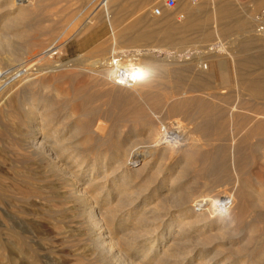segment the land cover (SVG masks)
<instances>
[{"label": "rangeland", "instance_id": "rangeland-1", "mask_svg": "<svg viewBox=\"0 0 264 264\" xmlns=\"http://www.w3.org/2000/svg\"><path fill=\"white\" fill-rule=\"evenodd\" d=\"M30 1L34 4L31 7L32 15L18 26L23 28L25 34L11 41L13 48L10 45L0 46V264H124L129 260L133 264H156L155 258H144L142 249L150 246L162 251L167 247L166 240L172 222L169 215H174L179 206L189 204L194 197L203 193L205 183L213 188L209 192L219 200L216 208L219 212L224 211L228 220L216 224L191 213L188 219L193 222V227L188 230L181 249L191 253L186 256L189 260L183 264H264V134L245 138L240 154L239 181L231 162L234 153L231 129L234 125L237 122L243 124L244 121L245 132L254 122L264 121V96H250L249 92L259 89L245 85L247 79L264 78V65L253 69L244 63L252 59L264 61V42H254L248 32L239 28L236 30V27L222 31L227 24L219 13V20L213 19L215 9L227 3L235 6V17L247 19L251 13L254 19L262 18L264 5H257L255 0H178L175 8H166V17L176 20L175 23L180 25L182 21L177 20H184L181 16L186 13L182 7L190 6L197 20L207 21L203 28L212 33L218 32L219 35L206 43L200 40V29L194 31L186 28L184 32L175 34L188 39L187 46L182 50L191 52L193 57L183 64H165L163 78L156 86L149 88L164 103L158 105L147 118L119 122L117 128L108 125L107 132L100 137L85 132L73 134L86 121L74 114V101L67 102L61 90L54 93L53 113L57 120H62L58 122H61V132L64 131L63 145L73 150V154L79 155L81 160L72 164V170L82 166L81 170L89 171L94 163L103 161L104 170L100 176L95 173L92 178H102L104 192L108 194L112 206L117 204L119 196L130 203L131 198L125 197L124 192L133 193L131 207L135 208L130 210L133 212L131 221L126 225L116 222L113 228L118 232L113 235L115 241L122 243L125 239L137 238L142 233L139 231L147 229V223L152 221L140 222L141 214L160 204L164 205V209L159 211L164 213L163 219L156 226H150L154 230L148 234L149 237L138 238L139 249L125 250V246H118V250L124 248L123 257H116L115 260H118L115 261L93 244L87 232L88 222L79 214L80 203L68 194V180L60 174L50 173L46 163L30 154L26 144L27 134L32 127L28 106L24 105L23 92L20 93L16 88L10 91L12 76L23 74L31 79H39V73L49 71L47 62L63 65L52 74L46 73V80L50 83L54 81L55 75L61 77L57 88L67 90L70 95L76 85L91 90L93 86L89 84L91 76L87 67L95 60L111 56V25L105 19L100 22L97 16L99 0H95L91 6L89 4L93 0ZM163 1L153 0L144 5L150 12L144 17L152 18L153 9ZM2 2L0 0V34L9 29L5 19L9 11L1 6ZM126 2L133 7L135 3L138 4V1ZM138 14L133 11L130 15H120L119 21L125 27L138 18ZM91 19H94V26L91 25ZM85 22H89L88 30L68 40L61 48L50 49L60 33L70 28V32H76ZM158 35L164 34L160 32ZM144 43L136 42L126 48L118 43L117 46L113 45V49L118 46L128 48V51L150 49ZM156 43L155 40L149 44ZM221 48L225 50L220 51ZM165 52L174 55L173 50ZM12 54L19 58L17 62H10ZM15 68L24 69L13 70ZM178 73L183 75L182 78L177 77ZM106 86L99 85L95 89L112 87ZM25 92L30 96L34 94L37 105L41 106L40 96L46 93L45 89L37 85ZM194 99H199L203 105L198 106L197 102H193ZM182 100L189 102L187 113L171 112L168 104L172 101L180 103ZM118 109L117 112L120 111ZM179 121L186 136L194 135L200 139V147L185 153L176 152L172 156L165 149H160L151 163H139L140 171L130 178L129 184L121 185L122 164L128 163L135 152H146L150 141L155 143L158 139L162 125ZM148 122L156 128L152 140L147 134ZM70 128H73L72 131ZM243 132L238 134L236 140L244 135ZM167 138L174 140V137ZM68 159L69 156L65 155L64 160ZM230 195H233V200H229V206L219 198ZM159 251L156 255H159ZM169 263L182 264L173 260Z\"/></svg>", "mask_w": 264, "mask_h": 264}, {"label": "bare ground", "instance_id": "bare-ground-1", "mask_svg": "<svg viewBox=\"0 0 264 264\" xmlns=\"http://www.w3.org/2000/svg\"><path fill=\"white\" fill-rule=\"evenodd\" d=\"M2 1L3 2L1 6L9 11L8 16L5 19L7 20L6 24L10 30L7 29L4 34H0V46L10 45V48H13L11 41L25 34L23 33L25 32L23 28H19L18 26L32 15L31 7L34 4L31 3L30 0H19L18 2L16 0ZM93 1L94 2H91L89 4L90 6L92 4H95V0ZM118 1L120 0H99L96 6L98 10L97 16L100 22L105 19L111 25V39L113 45L117 46L121 44L123 48H126V46H132L133 44H136V42L138 43L140 41H144L146 42L144 44L150 46V49H140L142 51H137V49H135V51H128V48L123 49L122 47L119 48V46L117 47L118 49H113L112 45L110 57H103L101 59L95 60L94 62H92V65H89L87 67V71L91 76V83L89 82V84L93 86V90L91 89L87 91L83 88V86L76 87L77 85H74L75 88H72L73 94L70 95L71 93H69L67 90L57 88L56 86L58 81L62 80L61 77H56L55 75V78L53 77L54 81L52 83H50L51 81L46 80L48 78H46V76H48L46 75V73H54L55 71H57L56 68H61L63 66L62 64L56 65L55 63L47 62V64L49 65V71H47L46 73H39V79H31L32 77L30 78L27 76H23L22 73V75H18L15 77L12 76L10 78V91L16 88L19 89L20 93L23 92L24 105L25 107L28 106L27 109L30 115L32 127L29 131V134H27V141L25 140L27 149L30 150L29 152L31 155H33L35 158L40 159L42 163L44 162L47 164L50 173L58 175L60 174L68 180V194L80 203L81 208L79 214L85 219L86 222H88L87 232L90 238L93 240V244L95 243L96 248H98L100 252L105 253V255H108V257L113 260H115L116 257H123L122 251L124 250V248L121 251L117 249L118 246H125V250L139 249L138 244L140 243L138 240L141 239V237H149L148 234L152 233V231L154 230L151 229L150 226H156L158 221H160V219H163L162 216L164 215V213H161L159 211L164 209V205L160 204L153 210L143 212L142 214L140 213V222L143 221L147 223L149 220L152 221L150 223H147V229L142 228L139 231V233H142L137 238L133 240L125 239V241H123L122 243H118L115 241L113 235L114 233L118 232L116 228L114 230L113 228L116 222L120 221L119 223H121L122 225H126L131 221V215L133 214V212H130V210L135 208L131 207V205H133V193H128V191L124 192L126 194L125 197L128 196V198H131L132 201L130 203L123 201L125 200L124 198H119L120 196H117L118 202L117 204H115V206H112L111 201H108V194L104 192V187L101 181L102 178H92L95 173L100 176L101 172L104 170L105 163H103V161L94 163L92 167H90L91 173H88L90 170H81L82 166L80 167V169L78 168L75 171L72 170V166L76 162L81 160H79L78 158L79 155L75 156V154H73L72 152L73 150L70 151L63 145L62 134L64 131L61 132L62 130H60L62 120H57L56 115L53 113L54 107L52 101L55 98L54 93L61 90V93L65 97L64 99H66L67 102L74 101L76 103L74 114L76 113L81 117V119L83 118V120L86 121L83 126L80 127L81 129H75L73 131V134L85 132V134H94L98 135V137L104 136V133L107 132L106 129H108L109 126L112 128H117L119 122H135L137 120H140L141 118H147L148 116H150V114L154 113V110L156 107H158V105H162L164 103V101L160 97H158L157 93L155 94L154 92L149 91V88L156 86L157 82H159V80L163 78L162 72L165 69L166 63H175L174 65H176V63L183 64L185 61L190 60L193 57L191 52L185 53V51L182 50V48L187 44L188 39L184 35H175L178 31L184 32L183 30H185L186 28L187 30L190 29L194 31H199L200 29V40H202V42L206 41V43L207 41L209 43L215 35H219L218 32L212 33L205 27L203 28V25H205L207 21L197 20L198 18H195V11L193 9L191 10L190 6L182 7V9L186 13L185 15L181 16V18H184V20H180L177 18V21H182V24L180 25L178 23H175L176 20L172 18L166 19L162 15L161 17L154 16L153 19L149 21H141L142 17H138L129 22L125 27H123L122 23H120L119 21L120 15L117 14ZM255 1L257 5H264V0ZM235 10L236 9L234 5L227 3L224 7L221 6L215 9V17L213 19H218L219 13V15L222 17V20L225 19V23L227 24L224 26V29H222V31L229 30V27H232L231 29L236 27V30H238L239 28V30L241 31L248 32L249 38H251L254 42L255 40L258 42H264V11L262 13L263 16H261L262 18L254 19L255 16L252 17V14L250 13L249 18L243 19L235 17ZM164 15L166 16V14ZM92 20L94 19L90 20L91 25L94 26ZM88 23L86 24L85 22L83 24V27H81V29L76 32H73L72 30L70 32V28L68 31L65 30V32L60 33V35L55 38L52 44L53 48L50 49H59L68 40L72 39L73 37L75 38V36L79 34H82V31L86 29L88 30L90 28L88 26ZM151 30H153L154 32L163 31L164 35H159L158 37L154 38V35H152L151 32H148ZM155 40L157 41L156 44H149L150 42ZM8 42H10V44ZM223 48H221L220 51H224L225 49L223 50ZM168 49L171 51L173 50L174 55L166 54L167 52H165V50L167 51ZM195 57L196 56H194V58ZM169 58H171V60ZM18 60L19 58L16 57L15 54L11 55L10 62L14 63ZM244 63L251 65L253 69L254 67L264 65L263 59L246 60ZM20 66H23V64H21ZM16 68L13 70H18ZM208 68L209 66L207 65V69ZM182 76L183 75L181 73H178L177 77L182 78ZM37 85L41 86L46 91L43 96H40L41 106L37 105L38 102L36 103L34 94H31V97L28 92H25L26 90L29 91ZM99 85H108L112 87L110 89H95V87ZM245 85L252 89H259L258 91L249 92L248 94L250 96H264V78L262 80L256 78L247 79V83ZM193 102H197L196 104H198V106H201V104L203 105V103H201L202 101L200 102L199 99H194ZM96 103L98 104L96 105ZM188 103L182 100L180 103H177V101H172V103H169L168 105L171 112L187 113ZM118 108H120V111L117 112L116 109ZM58 121L61 122L59 123ZM179 122L180 123L170 122L169 125H162L159 136L157 137L158 139L155 143L150 141L146 152H135L128 163L122 164L124 165V168L120 180L121 185L126 186L127 184H129L130 178H132L135 173L140 171L139 163H151L153 160L152 158L156 156L159 151H161L160 149H165L164 151L170 153V155H173L176 152L185 153L190 149H197L198 147H200V139L194 137V135L186 136L183 130V125H181V121ZM242 122L243 124L241 122H237V124L234 125V127L231 129L233 135L232 146L234 149L231 162L233 163L238 181L240 180L239 167L241 169L240 154L242 145L245 142V138L248 139V137H255L256 135L264 134V121H261L260 123L254 122L245 132H243L244 121ZM148 124L149 126L147 134L149 136V139L152 140L154 138V135L156 134V128L153 123L148 122ZM72 129L70 131H72ZM242 132L244 133V135L239 138V140H236L238 134L240 135ZM167 137H170L171 139L172 137H174V140H168ZM176 143L177 145H174ZM65 155L69 156L68 161L64 160ZM209 185V183H205V190L203 193L194 197L191 202L189 201V204H182L181 206H179V209L174 212V215H169L172 219V222L170 224L171 228L169 236L167 238L168 240H166L167 247H165V249L163 248L164 250L159 251L154 250L150 246H145L142 249L144 258H155V262H157L156 264H168V262L172 260L180 261L183 264L188 261L189 259H187L186 256L191 252L188 251L187 253L185 252L186 250L182 251L181 249L183 248V240L185 241V236L187 235L188 230L193 227V222H190L188 219V216L191 213H194L196 217L203 220H212L211 222H216V224L218 222L223 223L225 220H228L226 219V215L223 213L224 211L219 212L216 208V204L219 203V200L216 196H211L209 191H212L213 188ZM91 190H94L93 194H91ZM232 197L233 195H230L227 198L221 199V197L219 196L220 200H222L223 203L228 206L233 200ZM222 205L221 207H225V205ZM190 206L193 207L190 208ZM157 251H159V255H156ZM190 256L193 257V255ZM124 264L133 263L129 260L125 261Z\"/></svg>", "mask_w": 264, "mask_h": 264}, {"label": "crops", "instance_id": "crops-1", "mask_svg": "<svg viewBox=\"0 0 264 264\" xmlns=\"http://www.w3.org/2000/svg\"><path fill=\"white\" fill-rule=\"evenodd\" d=\"M126 1H128V0H120V1H118V8H117L118 11H117V14H119L121 16H126V15L132 14L133 11H136L137 13H139L138 14L139 17H142L141 18V21H149V20H152L154 16H156L153 13L154 16H152V18H145L144 17V16L150 15V12H148V10L146 8H144V5H147L149 2H151L153 0H132V1H138V4L135 3L134 4L135 5L134 7L128 5ZM138 5H139V7H138ZM165 11H166V8H164V11H163V14L162 15H163L164 18L169 19L168 17H166L167 15L166 16L164 15V14H166ZM148 32L149 33L151 32L152 35H154V38H155V37H158L159 36L158 33L163 32V31H155L154 32L153 30H151V31H148ZM153 33H155V34H153Z\"/></svg>", "mask_w": 264, "mask_h": 264}, {"label": "built area", "instance_id": "built-area-1", "mask_svg": "<svg viewBox=\"0 0 264 264\" xmlns=\"http://www.w3.org/2000/svg\"><path fill=\"white\" fill-rule=\"evenodd\" d=\"M191 2H196L198 0H189ZM178 4V0H164L159 6L153 9V13L156 16H161L163 14L164 8H175Z\"/></svg>", "mask_w": 264, "mask_h": 264}]
</instances>
